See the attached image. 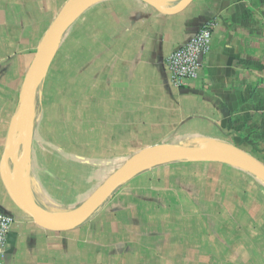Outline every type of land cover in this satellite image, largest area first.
<instances>
[{
	"label": "crops",
	"instance_id": "obj_1",
	"mask_svg": "<svg viewBox=\"0 0 264 264\" xmlns=\"http://www.w3.org/2000/svg\"><path fill=\"white\" fill-rule=\"evenodd\" d=\"M66 1L0 0V164L26 73ZM153 1L170 10L181 0ZM207 23L204 67L176 88L165 59ZM33 111L25 185L57 216L156 145L234 146L264 165V0H192L168 15L95 0L59 42ZM0 211L13 218L4 264H264V183L225 164L138 173L68 232L37 226L1 177Z\"/></svg>",
	"mask_w": 264,
	"mask_h": 264
},
{
	"label": "water",
	"instance_id": "obj_2",
	"mask_svg": "<svg viewBox=\"0 0 264 264\" xmlns=\"http://www.w3.org/2000/svg\"><path fill=\"white\" fill-rule=\"evenodd\" d=\"M95 0H67L41 39L24 79V88L19 103V125L8 140V146L0 164L3 186L16 207L31 218L37 226L50 232L72 231L87 220L128 178L156 167L176 162L201 161L225 164L245 171L264 183V165L234 146L184 147L156 145L130 157L118 167L91 195L71 212L54 216L38 208L30 197L26 185V171L31 160L32 116L40 84L51 64L56 48L69 27ZM163 14H174L192 0H181L172 9L166 10L153 0H142ZM19 150L21 156L18 157ZM9 164L11 171L8 172ZM13 184L9 182V176Z\"/></svg>",
	"mask_w": 264,
	"mask_h": 264
},
{
	"label": "built area",
	"instance_id": "obj_3",
	"mask_svg": "<svg viewBox=\"0 0 264 264\" xmlns=\"http://www.w3.org/2000/svg\"><path fill=\"white\" fill-rule=\"evenodd\" d=\"M212 23L205 24L187 43L173 51L164 62L171 84L176 88L187 87L199 77L204 67V57L210 49ZM13 218L0 211V264Z\"/></svg>",
	"mask_w": 264,
	"mask_h": 264
},
{
	"label": "rangeland",
	"instance_id": "obj_4",
	"mask_svg": "<svg viewBox=\"0 0 264 264\" xmlns=\"http://www.w3.org/2000/svg\"><path fill=\"white\" fill-rule=\"evenodd\" d=\"M39 90V89H38ZM33 114H34V111H33ZM21 156V150H19V153H18V157H20ZM9 171H11V164H9V169H8V172ZM9 182L11 183V184H13V182H12V179H11V175L9 176ZM88 198V197H87ZM87 198H85V199H83V201L80 203V204H82ZM59 216V215H58ZM60 216H62V215H60Z\"/></svg>",
	"mask_w": 264,
	"mask_h": 264
},
{
	"label": "bare ground",
	"instance_id": "obj_5",
	"mask_svg": "<svg viewBox=\"0 0 264 264\" xmlns=\"http://www.w3.org/2000/svg\"><path fill=\"white\" fill-rule=\"evenodd\" d=\"M159 1V0H158ZM161 3V2H160ZM159 3V4H160ZM16 125L15 127H17L19 125V118L15 121V124ZM11 199V198H10ZM13 202V201H12ZM51 215H54V216H57L55 213H50Z\"/></svg>",
	"mask_w": 264,
	"mask_h": 264
}]
</instances>
